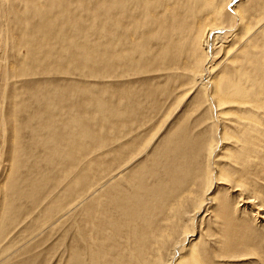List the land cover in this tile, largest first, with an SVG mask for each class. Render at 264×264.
I'll return each mask as SVG.
<instances>
[{
    "label": "rangeland",
    "instance_id": "1",
    "mask_svg": "<svg viewBox=\"0 0 264 264\" xmlns=\"http://www.w3.org/2000/svg\"><path fill=\"white\" fill-rule=\"evenodd\" d=\"M119 1L0 0V264H264V213L245 205L264 208V0H194L230 42L212 41L201 82L200 57L157 58L180 1L148 0L142 27ZM143 32L159 43L133 54ZM182 135L187 186L131 220L142 211L123 201L139 176L156 187L172 161L160 150ZM105 204L117 237L90 226Z\"/></svg>",
    "mask_w": 264,
    "mask_h": 264
},
{
    "label": "bare ground",
    "instance_id": "2",
    "mask_svg": "<svg viewBox=\"0 0 264 264\" xmlns=\"http://www.w3.org/2000/svg\"><path fill=\"white\" fill-rule=\"evenodd\" d=\"M178 1H180L181 3H178L179 6H178L177 11L180 10V11H183L184 13H181V15L179 17H177L176 19H173L172 24H170L171 23V21H170L168 24L165 25L168 27V30L171 33V35L166 33L164 36V38L166 39L164 41V46L167 47V53L159 54L157 56V58L160 61L166 60L168 58L174 59V57H176V53L178 52L179 54L184 53V55H185L184 60H186L187 62H197L199 59L198 57H200V61H201L202 57H204L206 59V58H208V56H211L210 46L212 44V41L213 42L214 41H221L223 44H225V43L230 44V42H225L223 40V37L220 35V33L218 31H215L213 29H209V26H211V24H210L211 19L208 17V15L206 13H204L205 12L204 9L198 8L197 4L194 5V3H195L194 0H178ZM147 3H148V0H120L119 5L121 7L120 6L119 7H120V9H122V11L124 13L126 11L125 8L127 6H129L130 8L128 9L127 13H125V14L129 15L130 19H126V20L130 21L131 25H134V26L138 25L139 27H142L144 24H142V22H139V19H137V21H135L133 14L134 13H140V15L145 14L146 17L149 16V14H150L149 11L145 9V6L147 5ZM158 3H161V0L155 1L154 5H153V8L155 10L158 8ZM197 10L198 11L201 10V11L199 13H194ZM234 15L242 23L244 22V20H246L244 15L242 16L241 13L238 11H234ZM124 23H125V19H121V20L119 19L117 21V24H118V27L120 30L123 27ZM71 27H72V25H71ZM151 34L152 33H149V32L141 33L140 37H142V39L140 41L138 39L139 48L133 54H135L136 52L137 53L143 52L144 50L147 49L146 47L148 45L152 46V45H157L159 43V40L153 37V35H156V34H153V35H151ZM202 34H203V36H202ZM158 36H159V34H158ZM31 40H33L32 37H31V39H25L24 41L26 43H29ZM124 42H125V38L120 37V44L122 45ZM83 48L85 49V47H83ZM79 49L82 50V47H79ZM85 51H86V49H85ZM87 54H88V60L92 62L93 61L92 58L89 57L90 52H87ZM253 62L254 63L256 62L255 59ZM202 63H203L202 61L199 62V64L194 69L195 73L197 74V76L195 78L193 76H191V78L188 76V79H190V81H192L193 79H195V82L197 80H198V82L204 81L206 76H208L211 73V72L209 73V70L206 69V67ZM173 71H174V69H173ZM133 73H134V71H130L127 74L131 75ZM178 77H180V79H181V78H184L187 76L183 75L181 77V74H178ZM209 83H208V85H209ZM219 84H217V85L220 86ZM198 85H200V84H198ZM212 86H213V84H212ZM205 89H206V87H205ZM201 90H203V88H201ZM228 90H233L236 92L237 88L232 83L231 86L228 87V89H227V87H225L223 92L228 91ZM121 93H122L123 98H126L128 95V92H126L125 90L124 91L121 90ZM215 98H216V96H215ZM151 99H152V97L149 96L148 103H150ZM209 100H210V98H209ZM135 106H137L138 108H141L142 104L136 103ZM84 117H85V115L83 116V119L86 118V117L85 118ZM60 129H62V128H60ZM81 133H84V132H81ZM65 135H66V133H65ZM63 136H64V134H63ZM119 137H121V134H119ZM62 141L64 142V140L59 141V142H61V144H60L61 146H62ZM170 141H171V144L166 145L163 149L160 150V153H159V155H167L169 158H172V161H170L171 164L169 162L168 166L164 167V166L160 165L161 169L165 170L162 180L160 182L154 184V185H156L155 188L149 189L148 184L144 179V175L139 176L137 178L138 192L131 194L130 197H128L126 199V201H123L131 207H134V206L139 207L140 210L142 211L141 215L136 216L134 213V214H132V217H130V219L134 220L135 222L141 220V218H143V220L147 219L148 213L151 210H161L164 207V204L166 202L171 201V197L174 196V194H173L174 192L180 191V189L183 186H187V183L183 180V178L188 175L187 171L192 168L190 165H189V167L187 166V162H188L190 155L194 151V142H189V140L186 138L185 135H182V137L172 136L170 138ZM57 143H55V144L57 145ZM81 144H84V143H81ZM56 147H54V148L50 147L51 148V149H49L50 150L49 151L50 156H55L58 154L59 147H57L58 149ZM81 147H83V146H81ZM72 153H73V151H72ZM156 169L158 170V166H156ZM238 191H240L238 188H236L234 190V192H238ZM121 199H120V201H121ZM184 200L190 201L191 200L190 196H188V198L184 199ZM245 205H248V206L250 205L252 207H255L254 209L256 210V212H258V214L264 213V208L257 206V202L255 199H248L247 202H245ZM184 206H180V208L184 207ZM112 208H113V205L105 204L104 206L101 207V209L99 210L98 213L91 212L90 217H89L90 218V226L92 229H95L98 232L104 231L107 227L112 228L114 230V231L112 230L113 236L117 237L118 233H119V227L117 226V224H119V222L116 220V218H115V220L110 219V216H112V214H113ZM240 208H242V206L237 205L235 210L237 211ZM263 219H264V216H263ZM126 222H128V221L126 220ZM128 224L133 225L131 223H128ZM166 232H170V233L172 232V230H170V227L168 228L167 226L163 227L162 225H160L156 229V233L158 234V237L161 235V233H166ZM149 238L154 239L152 237V235H148V236L144 237L145 240H147ZM190 240H191V237L190 238L188 237V239H186L185 244ZM171 242H172V237L169 236L167 241H166V245L167 246L170 245ZM151 247L157 249L160 246H151ZM162 249H163V247H162ZM114 262H115L114 260H109L108 264H114ZM170 263H171V261H170Z\"/></svg>",
    "mask_w": 264,
    "mask_h": 264
}]
</instances>
